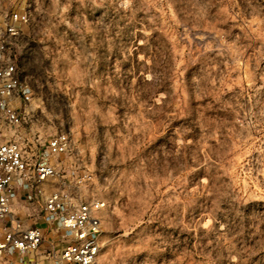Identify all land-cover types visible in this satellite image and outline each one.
Returning <instances> with one entry per match:
<instances>
[{"label": "rangeland", "instance_id": "obj_1", "mask_svg": "<svg viewBox=\"0 0 264 264\" xmlns=\"http://www.w3.org/2000/svg\"><path fill=\"white\" fill-rule=\"evenodd\" d=\"M20 3L32 97L0 143L55 167L38 204L105 203L97 264H264V0Z\"/></svg>", "mask_w": 264, "mask_h": 264}, {"label": "built area", "instance_id": "obj_2", "mask_svg": "<svg viewBox=\"0 0 264 264\" xmlns=\"http://www.w3.org/2000/svg\"><path fill=\"white\" fill-rule=\"evenodd\" d=\"M10 4L6 20L0 26V135L15 133L23 123L32 93L22 83L17 67L5 58L21 27L29 21V13L20 0ZM69 148L66 135L48 142L46 157L65 154ZM56 175L54 166L46 160L33 162L16 139L0 143V264H97L102 233L100 213L105 208L101 200L76 201L68 193L54 191L43 197L40 212L48 233L57 240L46 246L41 228L30 227V217L17 216L11 209L17 187L27 191L31 203L41 194L39 186ZM60 243V244H58ZM57 245H61L57 248Z\"/></svg>", "mask_w": 264, "mask_h": 264}, {"label": "crops", "instance_id": "obj_3", "mask_svg": "<svg viewBox=\"0 0 264 264\" xmlns=\"http://www.w3.org/2000/svg\"><path fill=\"white\" fill-rule=\"evenodd\" d=\"M27 191L23 189V187H17L16 198L13 200L11 204L12 211L20 217H30L29 226L30 227H38L43 230L45 233V241L50 235L53 233H48V227L45 224L41 212L40 205L36 200L35 203H31L26 199ZM54 238L55 235L53 234ZM57 240V238L55 239Z\"/></svg>", "mask_w": 264, "mask_h": 264}]
</instances>
